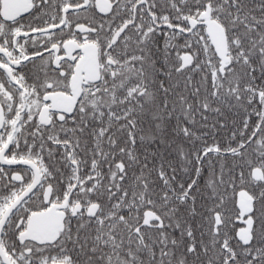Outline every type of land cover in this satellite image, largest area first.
<instances>
[{"label": "snow or ice", "instance_id": "1", "mask_svg": "<svg viewBox=\"0 0 264 264\" xmlns=\"http://www.w3.org/2000/svg\"><path fill=\"white\" fill-rule=\"evenodd\" d=\"M0 264H264V0H0Z\"/></svg>", "mask_w": 264, "mask_h": 264}, {"label": "trees", "instance_id": "2", "mask_svg": "<svg viewBox=\"0 0 264 264\" xmlns=\"http://www.w3.org/2000/svg\"><path fill=\"white\" fill-rule=\"evenodd\" d=\"M237 223H239V222H237Z\"/></svg>", "mask_w": 264, "mask_h": 264}, {"label": "flooded vegetation", "instance_id": "3", "mask_svg": "<svg viewBox=\"0 0 264 264\" xmlns=\"http://www.w3.org/2000/svg\"><path fill=\"white\" fill-rule=\"evenodd\" d=\"M238 222V221H237Z\"/></svg>", "mask_w": 264, "mask_h": 264}]
</instances>
